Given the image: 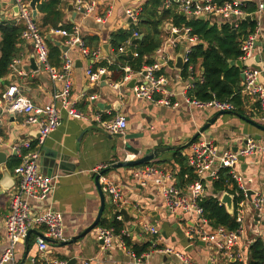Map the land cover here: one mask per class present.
<instances>
[{"label":"crops","instance_id":"1","mask_svg":"<svg viewBox=\"0 0 264 264\" xmlns=\"http://www.w3.org/2000/svg\"><path fill=\"white\" fill-rule=\"evenodd\" d=\"M78 1L69 0L64 5L65 20L80 26L83 37H98V44L93 49L101 48L102 51L99 54V60L95 62V67L104 66L99 65L103 60H107L109 65L117 64L118 62L109 43L111 34L117 29L130 26L132 21L125 14L126 8L140 9L141 12L146 0H100L93 13L81 12L78 9ZM167 1H165V7H167ZM242 1L244 7H254L255 10L259 2V0ZM70 3L74 5L73 10L77 11L75 17L73 11L68 9ZM108 8L112 10V13L107 16L106 20L104 22L96 21L95 14L105 15ZM182 14L188 15L183 12ZM40 17L41 14L38 13L37 20ZM261 19L264 34V13ZM0 20L1 22L18 21L12 0H0ZM210 22H218V19L212 17ZM171 26L170 24L166 26L165 40L171 35ZM52 30L50 29L46 34L43 33L45 37L51 35L53 40L61 41L63 36L53 33ZM174 37L176 36L174 35ZM1 41L2 33L0 31V57ZM176 42L177 45H168L167 51L172 59L170 64H165L161 69V72L168 79V89L172 93L173 99L180 102V105L176 108L155 105L138 98L134 94L133 88L128 84L136 76L123 84L122 88L112 85L121 84V82L113 81L110 71H107L105 81L91 82L86 73L90 59L82 55L77 47L68 48V53L73 59L72 97L75 100L76 107L86 114L89 119L75 118L62 110L60 125L47 137L41 148L43 153L41 157L42 171L45 174L57 175L55 179L56 186L48 199L42 204L32 203L36 212L51 206L62 213L64 222L63 241L78 236L96 220L101 206V196L94 169L100 165L108 164L109 167L105 172L110 178L123 186L129 215L130 212L133 215L137 214L133 204L139 203L144 211L141 216H144L151 224L158 226L162 234L165 233L163 234L165 244L174 246L184 252H191L194 246L193 249L188 251L190 245L186 235L187 225L190 221L189 214L181 210L175 213L170 212L167 209L163 195L154 184L147 186L136 184L134 171L154 165L161 170H169L173 173V178L168 180V183H174L178 187L185 188L189 181L185 176L186 173L182 174L181 163L177 161L176 156L179 153L186 167L190 168L188 165L190 144L201 135L194 140L192 139L214 117L215 121L210 124L206 131L202 132V138L213 139L220 150L240 147L249 135H252L259 144L264 145V131L237 115L241 113L220 114L218 110L213 108L189 106L186 103L185 97L192 89L194 81L189 78L188 69L187 74H183L182 70L186 66L185 64L181 68L177 66V56L186 49L188 43L180 36L176 38ZM106 44L109 45V53L104 48ZM62 46H66L64 42H62L61 48ZM20 48L18 58L21 59V66L25 73L19 75L12 70L11 73L6 75L0 83V94L10 84L15 83L19 86L21 92L29 96L36 105L51 104L54 101L55 88L60 89L62 83L57 82V85H55L49 72L44 68L41 69L40 67L36 71L26 70V67L31 64L30 58L35 55V49L30 42L21 43ZM153 57L155 58L154 55ZM262 63H264V46L257 47L253 58L244 61L243 65L244 67L247 65L258 66ZM106 67L108 68L107 65ZM194 67V78L199 81L204 80L201 60L194 63ZM137 77L138 80H142L141 75H137ZM260 80L264 83V76H261ZM243 81L244 79L241 81V86H243ZM242 88L240 93L244 102V114L241 115L256 121L258 113H260V104L255 98L243 93ZM8 106L3 100L0 102V137L2 139L0 150L8 154L7 163L0 166V257L8 246L5 219L11 213L12 196L17 191L19 183V177L14 169L8 166V161L15 155L22 157V154L26 152L25 148H21L22 144L27 140L34 143L37 133L36 129L25 125L23 114L12 113ZM108 110L112 115L120 114L126 117L127 127L122 133L124 137L119 136L121 133L110 134L106 132L92 119L97 112ZM259 122L264 125V121L258 119ZM125 136L132 138L125 139ZM127 144L139 147L140 153L135 154L128 150ZM18 147H20L19 151L16 149ZM44 147L58 150V160H64L66 157L65 161L68 169L62 170L49 166L51 150L43 151ZM155 148L159 150L158 155L149 162L113 168L115 163L125 161L127 155H129V160H133ZM50 168L53 169L50 170ZM240 169H245L247 174L254 175L256 179L255 187L264 192V152L256 156L243 158ZM210 180L208 179L205 182L206 195L214 194L216 196ZM115 217V206L106 194V204L101 220L112 222ZM123 223L124 229L128 230L129 234L126 237H130L131 245H142L153 239L150 233L151 237L146 235L148 232H144L138 225L137 217L133 216L129 222L123 221ZM98 227H101L100 223L85 237L76 242L65 245L50 244L47 255L68 261L71 258H76L75 264H85L87 260H90L91 264H137L127 250L119 245L117 239L110 248L101 249L95 236V230ZM35 230L41 232L43 229L38 228ZM37 237L38 234H31L29 252L23 264H30L31 259L37 254ZM198 248H201V246H198ZM26 250V242L16 246L18 264H21ZM210 251L209 247H203L201 250L203 257L200 256L201 253H198L199 256H197V253L194 254L200 260L199 264H207L211 257ZM146 261L148 264H183L176 257L166 256L159 251L151 252Z\"/></svg>","mask_w":264,"mask_h":264},{"label":"built area","instance_id":"2","mask_svg":"<svg viewBox=\"0 0 264 264\" xmlns=\"http://www.w3.org/2000/svg\"><path fill=\"white\" fill-rule=\"evenodd\" d=\"M100 0H79L78 9H84L87 13H93ZM172 2L178 4V8L189 16H204L206 19L216 17L219 24L229 23L232 28L236 29L245 20L244 16L254 14V29L249 32L241 40V56L242 62L253 58L255 49L264 46V34L262 31V15L264 13V0H259L257 9L253 12H247L244 9L242 0H168L166 6H170ZM13 6L18 7L16 14L18 21L23 20L26 28L22 33L24 42H30L34 46L36 60L39 67L46 69L54 84L61 82L62 86L54 90V98L51 104L36 105L33 100L24 95L19 86L15 83L10 84L5 91L0 94V102L2 100L7 103L8 109L12 113L23 114L25 116V125L33 127L39 132V136H35L34 143L27 140L21 146L26 152L22 154V162L15 167L14 172L19 177L18 189L13 194L11 200V213L5 219L7 230L8 246L0 257V264H18L16 256V246L26 242L27 234L31 229L42 228V235H38L36 240L37 254L31 259L30 264H68V260L52 257L47 255L50 244H57L64 239V222L62 213L51 206L45 207L43 210L36 212L33 202L42 204L48 199L54 190L57 175L45 174L42 171L41 148L47 137L60 125L62 118V110L68 115L75 118H87L81 110L76 107L75 100L72 97V70L73 59L68 50L62 52L63 64L61 67L52 65L49 61V46L47 38L41 32L37 19L32 15L29 0H12ZM112 10L108 8L104 14H95V20L104 22ZM127 18L132 22L139 21L140 9L128 7L125 10ZM171 35L166 38L162 46H160L154 56L155 61L143 65L142 70L135 71L129 64L122 66L125 72L121 84H112L121 87L130 79L136 76V82L133 86L134 94L140 98L147 100L155 105H164L170 108H176L180 102L173 99L172 93L168 89V79L161 72L165 64H170L171 55L167 51L168 45H177L176 38L181 37L188 43L184 49L183 63L187 65L189 78L195 81L194 64L191 62L190 54L192 45L200 41L198 34L192 32L189 26L177 27L171 26ZM53 33L65 37L64 45L68 48L77 47L82 55L90 59L87 67V76L91 82L100 81L106 75L108 68L106 66L95 67V62L99 60L101 48L93 49L87 45L81 35L80 26L73 25L71 30L53 29ZM174 35L176 37H174ZM140 36L139 31H135L133 36L125 43L119 46L118 52H128L134 48L133 40ZM258 42L262 45L259 46ZM134 56H138L136 50H132ZM12 70L17 74L25 73L21 66V59L15 58L10 64ZM243 93L255 98L260 104V113L256 121H264V83L260 77L264 76V63L258 66L247 65L243 69ZM137 75L142 76V80H138ZM122 88V87H121ZM185 101L189 106H199L213 108L215 110H231L235 109L234 105L228 101H220L215 98L209 101H203L188 96ZM91 119V118H90ZM92 119L97 125L110 134L123 133L127 127V119L123 115H112L110 111L97 112ZM262 124L261 122H259ZM198 137L197 140L190 144L188 154V165L194 174V180L189 182L185 188L178 187L174 183H168L172 180L173 173L169 170L164 171L154 165L146 166L144 169H137L133 175L136 177V184L147 186L154 184L164 197L167 209L170 212L181 210L189 214L190 221L187 225L186 235L190 246H201L199 241L204 242V246L209 247L215 253L211 254V264H229L232 261H244L248 247L257 237L264 238V218L262 211L264 210V192L255 187V176L249 175L240 169L241 160L243 158L256 156L264 152V145L259 144L252 135L247 136L244 143L236 148L220 150L213 139ZM0 137V141H1ZM18 151L20 147L16 148ZM129 160V155L124 159ZM108 164H103L94 169L98 176L99 185L104 193L111 200L116 209V219L125 222V216L122 210L128 208L127 198L123 192L121 183L110 178L105 170ZM222 169L228 170L229 180L226 185L232 191L225 189L217 191L216 197L220 204H223L221 197L228 192L233 197V211L231 215L235 218L237 227L235 229H227L224 226H213L210 219L206 215L202 201L206 194V183L210 178L216 180L219 178V172ZM185 176L189 178V173ZM249 192H252L249 195ZM136 215L131 214V218L137 217L139 226L144 232H148L153 236L150 240V250L138 255L131 247L127 246L125 236L128 230L124 228L120 232L112 227H98L95 230V236L99 240H103L100 244L101 249H108L117 239L119 245L125 248L133 261L137 264H148L146 261L151 252L159 251L166 256H174L183 264H196L184 251L174 246L165 244L164 235L158 226L151 224L144 216V211L139 203H134ZM259 220L256 223V216ZM251 235V236H250ZM254 236V237H252ZM85 264H91L90 260Z\"/></svg>","mask_w":264,"mask_h":264},{"label":"trees","instance_id":"3","mask_svg":"<svg viewBox=\"0 0 264 264\" xmlns=\"http://www.w3.org/2000/svg\"><path fill=\"white\" fill-rule=\"evenodd\" d=\"M67 1L69 0H39L38 10L41 17L37 20V23L42 33L46 34L50 29H72L74 24L65 20L63 10ZM165 1L146 0L137 23H131L128 28H120L112 32L109 43L113 55L120 65L118 63L109 65L107 60H103L99 65H107L113 81L121 82L125 75L122 66L125 64H129L135 71H140L144 64L155 61L153 55L165 41L164 33L167 25L189 26L192 28V32L198 34L200 38L199 42L192 45L190 59L193 64L201 60L204 80L195 79L188 95L203 101H209L213 98L228 101L234 105V112L244 114V102L240 93L242 88L241 70L235 65H230V60H238L241 56L242 37L247 36L254 29L255 22L243 20L235 31L229 23H211L208 19L182 14L175 2L165 7ZM244 9L247 12L255 11L254 7L246 6ZM25 28L26 24L23 20L16 22H1L0 20V31L2 33L0 83L6 75L11 73L10 64L20 54V45L24 42L22 33ZM135 31H139L140 36L134 38V48H131L128 52L119 53V46L131 38ZM83 39L92 48L96 47L99 41L97 36H86ZM55 41L57 39H47L49 61L52 65L61 67L63 64L62 48L56 45ZM64 41L65 37L61 38V42ZM132 50H136L138 56H134ZM182 72L184 75L187 74V65L184 66ZM176 159L181 163L182 174L184 175L187 172L190 174L187 181H193L194 174L190 168L186 167L179 153ZM21 161V156H12L8 161V166L15 169ZM227 180H229L228 170H220L219 178L210 180L213 190L220 192L228 189L232 191L226 185ZM202 205L213 226H224L227 229L237 227L235 218L227 211L225 205L220 204L214 194L205 196ZM100 225L113 227L116 232H120L124 228V223L117 220L116 217L112 222L102 219ZM125 241L127 246L131 247L138 255L150 250V241L142 245H131L130 237L126 236ZM229 264H264V238L257 237L252 242L246 251L244 261L237 260Z\"/></svg>","mask_w":264,"mask_h":264},{"label":"water","instance_id":"4","mask_svg":"<svg viewBox=\"0 0 264 264\" xmlns=\"http://www.w3.org/2000/svg\"><path fill=\"white\" fill-rule=\"evenodd\" d=\"M38 2H39V0H30V2H29L30 7H31V10H32V15H33V17L35 19H37V16H38V13H39V10H38ZM73 8H74L73 3H70L69 6H68V9L70 11H73V16L75 17L77 15V11H74ZM14 10H15V13H17L18 7L17 6H14ZM81 12H85V10L84 9H81ZM253 18H255V15L254 14H252V15L248 14V15L244 16V19L245 20H248V21H252ZM201 19H205V17L204 16H201ZM141 37H142V35H141ZM47 39H51V35H47ZM55 44L58 45V46H61L62 45V42L57 40V41H55ZM258 45L261 46L262 43L261 42H258ZM62 48H63L64 51L68 50V47L67 46H62ZM104 48L109 53V45L106 44L104 46ZM183 55H184V50H183L182 53H180L177 56V66L180 67V68L184 64L183 63ZM30 62H31V64H30V66H27L26 67V70H29V69L34 70V71L39 70L40 67H39V65L37 63V60H36L35 55L30 58ZM230 64L231 65H237L242 70L241 77H242V79H244V72H243L244 65H243L242 60H230ZM41 69H43V68L41 67ZM105 78H106V75H104L102 77V81H105ZM135 82H136V78H133L131 81H129L128 84H129L130 87L133 88V86L135 85ZM219 113L220 114H223V113H234V114H236L235 112H233L231 110H220ZM237 115H239L244 120L250 122L251 124H253L257 128H259L260 130L264 131V125L258 123L257 121H254L252 119H249V118H247V117H245V116H243L241 114H237ZM214 121H215V117L214 118H211L208 121V123L205 124V126H203L201 128V130L196 135H194V137H193L192 140L196 139L200 135V133L206 131L207 128L210 126V124L213 123ZM36 136H39V132L38 131L36 133ZM119 136L120 137H124V134L121 133ZM130 138H132V137L125 136V139H130ZM127 148H128V150H131L135 154H139L140 153V150H139L140 148L139 147H136L134 145L127 144ZM45 150H51V149H48V148L44 147L43 148V151H45ZM158 152H159L158 148H155L154 150H151V151L147 152L146 154H144L143 156H141L139 158H136V159H133V160H128V161H120V162H117V163H115L113 165V168L125 167V166H134V165H139V164H142V163H145V162H149V161H151L152 159H154L158 155ZM42 156H43V153H42ZM49 159H50L49 160V163H48L49 166L51 165L52 167L59 168V169H62V170L68 169V166H67L66 161H65L66 160V157H65L64 160H58L59 159V151L58 150H51L50 151V154H49ZM7 160H8V154L6 152L0 150V166L6 164L7 163ZM52 169L53 168H50V170H52ZM96 183H97V186L99 188L100 196H101V206H100V209H99L98 216H97L96 220L90 226H88V228H86L78 236H76L73 239L68 240V241H66V240L65 241H60V242H58V244L65 245V244H70V243L76 242L79 239L85 237L87 235V233H89L92 229H94L100 223L102 214L104 212L105 204H106V193H104L102 191V189H101V187L99 185L98 176L96 177ZM214 192H215V194L217 193L216 190ZM251 193L252 192H249V195H251ZM221 201L226 206L228 212L229 213H232V211H233V197H232V195L230 193H228V192H225L222 195V197H221ZM122 212H123V214L125 216V221L126 222H129L131 220V216L129 215L128 209L125 208V209L122 210ZM259 218L260 217L257 215L256 216V221H255L256 223L258 222ZM32 233H36L38 235H42L43 236V234L41 232H39V231H37L35 229L29 230V232L27 234V238H26L27 250H26V253H25V257L23 258L21 264H23L25 262V259H26L27 255H28V252H29V250H28V248H29V241H30V236H31ZM163 234H165V233H163ZM100 244H103V240H99L98 241V245H100ZM199 244L201 246H204V242L199 241ZM191 249H193V247L192 246H189L188 251L191 250ZM76 261H77L76 258H71L68 261V264H75ZM207 264H211V258H209Z\"/></svg>","mask_w":264,"mask_h":264},{"label":"rangeland","instance_id":"5","mask_svg":"<svg viewBox=\"0 0 264 264\" xmlns=\"http://www.w3.org/2000/svg\"><path fill=\"white\" fill-rule=\"evenodd\" d=\"M133 210V209H132ZM262 216L264 218V210L262 211ZM261 227H264V225H261ZM146 235H148L149 237H151V235L149 233H146ZM251 236V235H250ZM254 237V236H252ZM196 247V248H195ZM194 249L191 252H186V254L196 263L199 264L200 260L198 259L197 256H199L198 253H201L200 256L203 257V253L201 252V250L204 248H207L206 246H201V248H198V246H195ZM154 252V251H153ZM152 252V253H153ZM208 252V251H207ZM211 252V251H210ZM198 254L197 256H195L194 254ZM209 253V252H208ZM215 253V251H212L211 254Z\"/></svg>","mask_w":264,"mask_h":264}]
</instances>
